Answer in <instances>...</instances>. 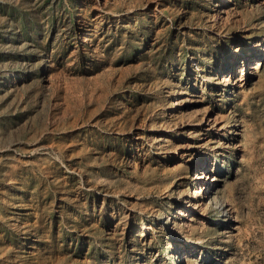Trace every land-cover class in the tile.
Masks as SVG:
<instances>
[{"label":"rangeland","instance_id":"374dc122","mask_svg":"<svg viewBox=\"0 0 264 264\" xmlns=\"http://www.w3.org/2000/svg\"><path fill=\"white\" fill-rule=\"evenodd\" d=\"M0 264H264V0H0Z\"/></svg>","mask_w":264,"mask_h":264},{"label":"bare ground","instance_id":"6f19581e","mask_svg":"<svg viewBox=\"0 0 264 264\" xmlns=\"http://www.w3.org/2000/svg\"><path fill=\"white\" fill-rule=\"evenodd\" d=\"M243 68H244V67H243ZM174 107H175V101H173V105H171V108H174ZM204 178H205V180H206L205 182H208V181H207V176H205ZM208 179H209V178H208ZM208 186H209V185H208ZM208 188L210 189L211 187L209 186ZM215 195H216V194H215ZM212 199L215 200V197H213ZM213 200H212V201H213ZM217 202H218V201H217ZM214 206H215V205H214ZM218 206H219V205H218ZM180 213L182 214V212H179V214H180Z\"/></svg>","mask_w":264,"mask_h":264}]
</instances>
